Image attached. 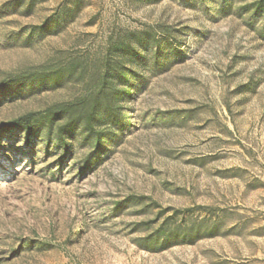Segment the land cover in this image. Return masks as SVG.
I'll return each instance as SVG.
<instances>
[{
  "label": "rangeland",
  "instance_id": "rangeland-1",
  "mask_svg": "<svg viewBox=\"0 0 264 264\" xmlns=\"http://www.w3.org/2000/svg\"><path fill=\"white\" fill-rule=\"evenodd\" d=\"M246 1L0 0V124L89 92L116 42L126 123L96 157L0 134V264H264V16Z\"/></svg>",
  "mask_w": 264,
  "mask_h": 264
},
{
  "label": "trees",
  "instance_id": "trees-1",
  "mask_svg": "<svg viewBox=\"0 0 264 264\" xmlns=\"http://www.w3.org/2000/svg\"><path fill=\"white\" fill-rule=\"evenodd\" d=\"M245 8L264 16V0H247ZM122 48L120 42L110 45L101 62L103 69L96 75L94 88L89 92L71 102L54 104L43 111L30 112L2 123L0 134L11 129H25L29 134L42 130L61 148L69 150L71 142L78 140L89 146L93 157L101 154L108 129H123L126 126L119 107L123 95L120 85L124 84ZM128 48L134 51V46ZM58 74L53 73L54 77H51L56 78ZM20 81L14 80L12 83ZM88 159L90 161L92 157Z\"/></svg>",
  "mask_w": 264,
  "mask_h": 264
}]
</instances>
